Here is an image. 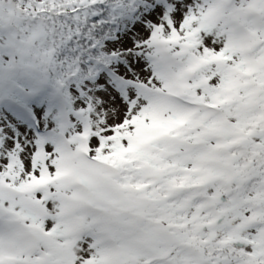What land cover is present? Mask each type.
I'll return each instance as SVG.
<instances>
[{
  "label": "snow or ice",
  "instance_id": "6c2138e0",
  "mask_svg": "<svg viewBox=\"0 0 264 264\" xmlns=\"http://www.w3.org/2000/svg\"><path fill=\"white\" fill-rule=\"evenodd\" d=\"M0 264H264V0H0Z\"/></svg>",
  "mask_w": 264,
  "mask_h": 264
}]
</instances>
